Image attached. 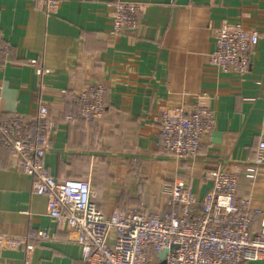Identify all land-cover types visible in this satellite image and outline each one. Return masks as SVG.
I'll return each mask as SVG.
<instances>
[{
	"label": "crops",
	"instance_id": "crops-1",
	"mask_svg": "<svg viewBox=\"0 0 264 264\" xmlns=\"http://www.w3.org/2000/svg\"><path fill=\"white\" fill-rule=\"evenodd\" d=\"M117 1L141 5V23L111 36ZM235 22L259 33L242 76L219 74L208 61L215 29ZM0 42L12 48L0 67V117L32 116L44 103L56 119L44 158L48 173L88 179L98 209L122 210L121 192L127 208L165 209L162 188L175 180L202 200L211 187L206 176L220 166L240 177L238 197L264 212V169L253 181L243 178L264 119V0H54L44 7L0 0ZM30 60L50 72L38 76ZM95 82L106 88L103 120L64 122L80 107L78 93ZM196 103L213 110L215 126L187 168L163 152L158 119L164 109ZM258 227L255 219L250 231ZM41 229L55 240L35 242L29 253L0 248V264H87L69 240L75 234L53 222L44 197H31V179L0 147V235L25 237Z\"/></svg>",
	"mask_w": 264,
	"mask_h": 264
},
{
	"label": "built area",
	"instance_id": "built-area-1",
	"mask_svg": "<svg viewBox=\"0 0 264 264\" xmlns=\"http://www.w3.org/2000/svg\"><path fill=\"white\" fill-rule=\"evenodd\" d=\"M49 6L54 0H32ZM111 36H121L141 23L143 7L117 1L112 4ZM259 42V33L241 22L223 23L215 29L214 49L209 65L219 74L244 75ZM11 46L0 45V67L10 61ZM29 66L38 76L50 70L37 60ZM106 88L101 82L88 84L77 96L80 105L76 120L99 124L105 114ZM215 126L213 110L196 103L190 108L164 109L159 115V144L164 153L185 167L199 157L202 139ZM254 158L244 167L243 178L253 181L264 169V119ZM56 119L44 103L32 116L17 113L0 117V147L10 152L14 166L31 179V197L46 199L48 216L59 227L75 234L69 238L80 248L87 264H256L264 261V212L252 206L250 198L237 195L240 177L220 166L208 173L210 190L199 199L183 180L163 186L160 198L167 208L149 212L142 206L117 210L111 214L93 202L88 179L58 180L51 176L44 158ZM259 219V227L250 225ZM47 230L25 237L0 235V248L34 249L35 242L55 240ZM165 252L164 257L160 254Z\"/></svg>",
	"mask_w": 264,
	"mask_h": 264
},
{
	"label": "trees",
	"instance_id": "trees-1",
	"mask_svg": "<svg viewBox=\"0 0 264 264\" xmlns=\"http://www.w3.org/2000/svg\"><path fill=\"white\" fill-rule=\"evenodd\" d=\"M4 43L0 42V45H3ZM124 197H126L124 192H121L120 196H119V202H118V208L119 209H126L127 206L130 204L126 199H124Z\"/></svg>",
	"mask_w": 264,
	"mask_h": 264
},
{
	"label": "water",
	"instance_id": "water-1",
	"mask_svg": "<svg viewBox=\"0 0 264 264\" xmlns=\"http://www.w3.org/2000/svg\"><path fill=\"white\" fill-rule=\"evenodd\" d=\"M164 255H165V252L161 253L160 257L162 258V257H164ZM161 264H164V262H162Z\"/></svg>",
	"mask_w": 264,
	"mask_h": 264
},
{
	"label": "rangeland",
	"instance_id": "rangeland-1",
	"mask_svg": "<svg viewBox=\"0 0 264 264\" xmlns=\"http://www.w3.org/2000/svg\"><path fill=\"white\" fill-rule=\"evenodd\" d=\"M257 264H259V263H257Z\"/></svg>",
	"mask_w": 264,
	"mask_h": 264
}]
</instances>
